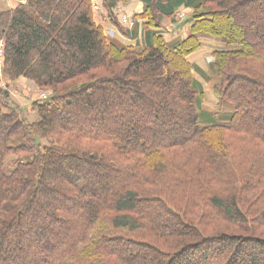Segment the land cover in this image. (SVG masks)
I'll use <instances>...</instances> for the list:
<instances>
[{
  "label": "trees",
  "instance_id": "1",
  "mask_svg": "<svg viewBox=\"0 0 264 264\" xmlns=\"http://www.w3.org/2000/svg\"><path fill=\"white\" fill-rule=\"evenodd\" d=\"M141 1L142 45L92 0L0 10L1 74L50 92L28 121L0 87V264H264V0ZM181 7L190 35L166 42ZM208 36L204 71L188 57Z\"/></svg>",
  "mask_w": 264,
  "mask_h": 264
},
{
  "label": "crops",
  "instance_id": "2",
  "mask_svg": "<svg viewBox=\"0 0 264 264\" xmlns=\"http://www.w3.org/2000/svg\"><path fill=\"white\" fill-rule=\"evenodd\" d=\"M24 1L25 0H0V10L1 11L9 10L15 7L19 2H24ZM183 8L184 7H181L179 11ZM143 9H144V4L141 0H128L125 2H119L117 6L113 9V13H112L113 16H111L109 11L105 8L103 4V0H101L99 10L95 11V19L99 24L104 26L106 33H108L110 37L115 38V40L118 41L119 43L125 45H135L137 42H139L142 44L144 40L143 23L146 22L145 20L137 17L139 18V21H144V22L140 24L141 26H139L138 29H136V32L131 31L129 35L122 33L116 26L117 24L115 23L114 20H117L121 23L122 21H120V19L122 20V18L120 17H129V18L135 17L137 14L143 12ZM187 10H191V9L188 8ZM178 25H179L178 21L164 17L161 19L160 27L154 28V30L157 31L158 34L161 35L166 42L169 43L176 42L187 38L191 32V24L184 23L180 27H178ZM214 40L215 39L211 37L209 38L202 37V42H203L202 48L189 55L188 57L189 61L197 64L204 71H209V64L213 60L212 54L214 51L218 50L217 48L214 47L213 49L210 48L212 47L211 46L212 43H214V45L216 44ZM222 44L224 46L223 42ZM206 53L209 54L211 57V60L208 63L205 62V58H204V55ZM196 78L201 82L204 88V84H203L204 79L199 74H196ZM0 81H6L8 83L6 90L9 91L10 98L15 102L21 104V107L24 109V114L28 117V119H30V121H35L37 119V113L36 110H33L28 105L29 103H31L29 97L25 98L21 96H15L16 95L15 92L17 91V88H19L20 86L24 88V90L31 89L33 87V84H31L32 83L31 80L22 77L17 79L16 81L10 82L5 76H3L0 73ZM210 83H212L213 85V82ZM17 92L20 94L19 91ZM208 111L215 112L216 110L214 111L212 109Z\"/></svg>",
  "mask_w": 264,
  "mask_h": 264
},
{
  "label": "rangeland",
  "instance_id": "3",
  "mask_svg": "<svg viewBox=\"0 0 264 264\" xmlns=\"http://www.w3.org/2000/svg\"><path fill=\"white\" fill-rule=\"evenodd\" d=\"M192 11L193 10H187V9L183 8L180 11H178V13L176 14V16H174V18H169V19H173L175 21H178V24H179L178 27L182 26L184 23L190 24L189 20L192 18L191 17ZM181 13H183L184 15L180 17L179 14H181ZM120 18H122L121 21H123V18H126V21H127L126 23L123 22L124 23L123 25H124L125 29H123L121 27L118 28L122 33H124L125 30H128L129 33H130L131 31H133V29H134V32H136L135 28L138 29V27L141 26L140 24L143 23V21H139V18H137L136 16L135 17H130V18L129 17H120ZM135 23L137 25H135ZM209 37L210 36H208V38ZM211 38H214V37H211ZM214 39H215L214 41H215L216 44L214 45V43H212L211 44L212 47H210V48L213 49V47H214V48L220 49V48L224 47L223 44H222V40H219L217 38H214ZM1 43H0V45H1ZM142 44L140 43V45H142ZM3 48H2V54H3ZM204 58H205V62L206 63H208L211 60L210 55L207 54V53L204 55ZM2 59L3 58L1 57V59H0V67H2V64H3ZM0 73H2L1 69H0ZM23 78H25V77H23ZM26 79H28V78H26ZM28 80H30V79H28ZM31 82H32L31 84H33V87L31 89L24 90V88H22L20 86L19 87L20 89L17 88V91H19L20 94L16 91L15 92V94H16L15 96H21V97H25V98L29 97L31 103H29L28 105L30 106V108L35 110L33 108L34 101H36V100L38 101L41 98L44 99L50 92L45 91L44 89H41L33 80H31ZM7 84L8 83L6 81H0V87L3 88V89H7L6 88ZM203 84H204V88H205L204 89V97H203V103H204V106H205L204 108L206 110H212V109L214 111L217 110L218 113H217L216 119L218 121L228 120V116H225V115H227V113H226L227 110L226 109H221V107L218 108V99H217L216 94L213 92L212 83L203 80ZM11 101L13 103L17 104L18 106H21L20 103H17V102H15L12 99H11ZM230 111H231V109H230ZM23 115L26 117V119L28 121H30V119H28V117L25 114H23ZM16 160H17L16 156H10L8 158V160H7V165L9 167H14ZM256 232H258V233H256L257 235H261V236L264 237V228H260Z\"/></svg>",
  "mask_w": 264,
  "mask_h": 264
},
{
  "label": "built area",
  "instance_id": "4",
  "mask_svg": "<svg viewBox=\"0 0 264 264\" xmlns=\"http://www.w3.org/2000/svg\"><path fill=\"white\" fill-rule=\"evenodd\" d=\"M93 1V8H94V10L95 11H98L99 10V7H100V3H101V0H92ZM184 14L183 13H181V14H179V16L181 17V16H183ZM123 22L124 23H126L127 21H126V18H123ZM122 22V23H123ZM123 23V24H124ZM2 48H3V42L1 43V45H0V59H1V57L3 56V54H2Z\"/></svg>",
  "mask_w": 264,
  "mask_h": 264
}]
</instances>
